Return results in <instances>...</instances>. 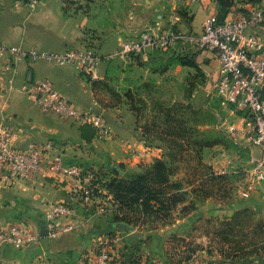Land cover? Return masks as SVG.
<instances>
[{"label": "crops", "instance_id": "obj_1", "mask_svg": "<svg viewBox=\"0 0 264 264\" xmlns=\"http://www.w3.org/2000/svg\"><path fill=\"white\" fill-rule=\"evenodd\" d=\"M248 3L236 2L228 9L225 18L234 9L240 10ZM256 4H264V0ZM214 14L222 15L215 0H199L191 5H183L179 0H40L35 7L26 0H0V43L47 52H63L94 43L101 48L103 54H108L120 47L126 39L147 29L157 32L172 26L181 31L199 33L206 18ZM175 15L179 16L178 20ZM257 31L264 37V28ZM192 51V54H177L167 49L156 50L133 57L135 59L130 58L125 63L130 72L121 76L120 83L115 85L116 90L125 86L126 97L128 96L131 105L134 102L130 96L135 97V90L141 91L139 98L144 104L147 98L143 93H147L146 89L150 87V78L156 79L154 75H160L163 76L160 81L165 88H170L172 82H178L183 90L180 97L185 95L193 99L199 92V86L205 84L208 78L216 83L220 75V63L213 51ZM185 55L192 56L198 62L200 74L194 68L176 62L175 57ZM161 63V71L150 69L152 65L160 66ZM0 65L3 71L0 85V120L8 119L14 125L16 146L27 148L51 140L66 164L97 169L102 173L112 170V158H118L120 154L125 153L127 158L117 159V163H135L140 160L149 165L155 158L162 157L164 150L161 146H146L142 140L150 136L147 133V124H135V119L133 125H123L125 119L119 114L116 103L111 112H106L112 107H106V99L109 98L103 96L102 88L114 85L109 67L100 65L91 77L72 66H63L48 59L17 58L10 54L0 58ZM123 68L126 72L125 66ZM191 69L194 70L193 75L187 80V73ZM40 79L50 80L79 110H92L101 115L104 121L105 114L109 124L107 129L100 132L96 130L93 135L94 128L91 126L84 127L55 113L44 111L22 90L26 83ZM236 114L240 122L237 127L243 134L242 115ZM212 149H217V146ZM212 149L208 148L207 152ZM135 150L142 153L141 159L135 154L131 157L128 155ZM209 163L214 165L210 158ZM100 175L101 172L97 175L101 184L105 180ZM54 202H66L71 206V216L60 218L58 223L59 226L72 223L74 228L57 237H40L37 243L24 249L4 246L0 248V264H94L88 258L92 255V246L114 232L112 221L116 211L100 210V205L106 203L109 206L112 200L109 199V194L103 193L95 200L88 201L83 192L73 188L61 174L42 172L11 183L0 182V225L27 222L32 232L40 233V224L45 222L48 205ZM246 203L252 204L251 201ZM253 203L254 209H260V206L255 205H259V202ZM182 209L179 204L174 211L175 215H179L175 218V223H166L165 227L157 231L151 230L154 231L152 238L139 241L140 245L136 250L139 256L136 259L137 264H235L231 259L221 256L215 242L206 250H198L188 260L175 261L164 255L168 231H186L188 227L193 230L197 226L200 217L198 209L186 216L181 214ZM225 212L228 213L229 210H215L208 206L207 219L214 225L216 216H223ZM181 234L183 242L189 239ZM259 244L261 243L253 246L258 247ZM187 246L190 247V242L186 243ZM246 258L255 264L264 263V258L256 255ZM244 261L246 259L239 260L238 264Z\"/></svg>", "mask_w": 264, "mask_h": 264}, {"label": "rangeland", "instance_id": "obj_2", "mask_svg": "<svg viewBox=\"0 0 264 264\" xmlns=\"http://www.w3.org/2000/svg\"><path fill=\"white\" fill-rule=\"evenodd\" d=\"M261 5L264 6V4ZM96 49L100 54H103L100 47H96ZM167 50L177 54H192V50L195 48L184 47L179 44L175 47H169ZM133 57L136 58V56H132V59H135ZM129 60L116 58L102 60L99 64V66L109 67L114 78L112 87L108 85L102 88L103 96L109 98L106 99V107H112L111 109L108 108L106 112H111L116 103L119 114L125 119L123 125L125 123L133 125L132 122L136 119L135 124L142 125L143 123V125L149 126L146 129L150 131V136H146L142 140L145 141L146 146H161L163 148L164 151L161 156L170 162L174 168L172 180L182 182L183 189L181 192H187L186 199L179 203L181 208L183 207L181 214L186 216L191 211L198 209L200 215L197 226L193 227V230L188 227L186 231L180 229L179 231L176 229L168 231L164 255L175 261L184 260V257H193L198 250H206L212 245V242H215L216 248L222 254L221 256L225 257V252H229L230 248L225 236L233 237L234 240L238 239L248 248L261 243L262 235L257 225L264 222V183H253L250 174L260 155V150L255 144L249 142L238 129L237 126L240 123L238 115L223 107L221 108L220 101L215 94V81L208 78L205 84L199 86L198 94L191 99L190 96L185 95L180 97L183 92L180 83L172 82L170 88H165L164 83L160 81L163 76L154 75L159 80L150 78V87L146 89L148 95L146 92L143 93L147 102L143 104L139 98L142 92L135 90V97L134 95L130 96L134 102L131 105L127 99L128 96L126 97L127 88L122 86L116 90L115 86L120 83L123 74H129L130 68H127V64L125 65ZM124 66L127 69L126 72L123 70ZM162 67L161 63L160 66L152 65L150 69L158 72L161 71L160 68ZM193 72L194 70L191 69L187 73V80L191 79L190 76L193 75ZM105 98L103 99L105 100ZM103 116L105 119L103 131H105L109 124L105 114ZM181 120L184 125L182 129L178 124ZM216 146L217 149H212ZM208 148L212 150L207 152ZM133 154V151L128 153L130 157ZM123 158H127L125 153L118 155V158H112L113 166L122 164L126 175L134 174L136 171L140 172L148 165V163L145 164L140 160L135 163H124L123 161L117 163V159L125 160ZM209 158L214 161V165L209 163ZM92 171L97 175L101 172L103 180H110L119 176L117 171L113 170H108L105 173L97 169ZM212 174L222 176V178H214L211 176ZM97 182H100L99 179ZM104 182L101 183L102 188H106ZM247 201H251L252 204L254 201L259 202V205L258 203L255 205L260 206L261 210L254 209L252 204L246 203ZM107 202L109 203V200ZM245 203L247 205L244 206ZM179 204L172 209L170 216L164 220L139 215L136 210L123 212L124 216L129 218L131 224L129 225L133 229L123 231L117 227L114 232L106 236L108 239L112 238L113 235L120 236V240L114 245V264L137 262L136 259L139 256L136 250L140 243L134 238V235L142 233V241H148L153 237L154 231L165 227L166 223H175V218L179 215H175L174 211ZM208 206L215 210L226 208L229 212H225L223 216H216V222L213 225L207 219ZM113 210L116 211L117 207ZM181 233L189 239L183 242L180 237ZM100 242L98 241L96 245L92 246V255L88 257L92 262H94L96 252L103 245ZM188 242H190V247H186ZM262 246L257 247L254 252L264 258V245ZM249 250L252 251V248ZM235 261L238 263V260Z\"/></svg>", "mask_w": 264, "mask_h": 264}, {"label": "built area", "instance_id": "obj_3", "mask_svg": "<svg viewBox=\"0 0 264 264\" xmlns=\"http://www.w3.org/2000/svg\"><path fill=\"white\" fill-rule=\"evenodd\" d=\"M32 7L40 0H26ZM183 5H191L199 0H179ZM176 20L179 16L175 15ZM264 28V7L248 3L242 9H234L229 17L220 20L218 15H210L202 24L201 32L181 31L172 26L158 32L151 29L142 31L133 38L126 39L112 53L100 54L94 43L81 48H71L63 52H47L40 49H22L0 43V58L6 54L17 58L48 59L63 66H72L80 73L94 76L102 60L121 58L128 60L132 56L145 55L150 51L166 50L179 44L198 50L213 51L220 63L219 79L215 83V94L222 107L230 112L242 115L243 134L255 144L260 155L251 171V181H264V37L257 31ZM2 66L0 65V85L2 84ZM23 92L46 112H52L64 119L80 125H90L98 132L105 128L103 117L92 110L81 111L63 96L48 79L26 83ZM15 127L8 119L0 120V182L11 183L17 179H27L42 172L61 174L76 190L82 191L88 201L95 200L101 194H109L111 205H100L103 212L117 207L113 195L98 183V176L91 169L79 165H68L55 144L49 140L27 148L14 144ZM140 159L138 150L134 152ZM106 190V191H105ZM72 214L71 206L66 202H54L48 205L45 224L50 237H57L71 231L74 226L67 223L59 226L60 218ZM40 239L39 232H32L27 222L0 225V248L13 246L24 249ZM119 235L101 239V249L95 254L94 264H114V245ZM100 242V243H101ZM40 264V263H39Z\"/></svg>", "mask_w": 264, "mask_h": 264}, {"label": "trees", "instance_id": "obj_4", "mask_svg": "<svg viewBox=\"0 0 264 264\" xmlns=\"http://www.w3.org/2000/svg\"><path fill=\"white\" fill-rule=\"evenodd\" d=\"M222 11V15H218L222 21L225 19L228 9L232 7L236 2H249L256 4L259 0H215ZM176 62L183 65L194 68L197 73L200 74L201 69L198 62L190 55L177 56ZM179 121V120H178ZM180 129L184 127L182 120L178 122ZM177 125V124H176ZM90 126V125H84ZM93 128V127H92ZM150 131H147V133ZM94 133L96 129L94 128ZM177 147V146H176ZM113 171H117L118 177L105 180L104 186L113 195L116 203L117 210L114 214L112 221V228L116 229L118 223L124 222L130 224L129 218L124 216L123 212H129L136 210L139 215L146 217H155L158 219H166L170 216L172 209L180 202L186 199L187 192H181L183 189L182 182L173 181L172 175L174 168L170 162L164 159V157L155 158L154 161L145 166L140 172H136L131 175L124 173L125 168L122 164L111 167ZM214 178L221 179L222 176L211 175ZM241 213V212H240ZM244 213V212H243ZM123 214V215H122ZM131 225V224H130ZM260 234L262 235L261 244L258 247L264 245V222H260L257 225ZM108 234V233H107ZM229 235V234H228ZM176 237V236H174ZM134 238L142 241V233L134 235ZM229 242V252L226 251V258L231 259L232 262L238 264L235 260L246 259L241 264H255L253 261H248L246 257L256 255L261 257L257 252H254L257 248L252 246V251L241 243L238 239L234 240L233 237L225 236ZM263 247V246H262ZM250 248V249H251ZM193 252V250H191ZM192 254V253H191ZM191 256H186L184 259L188 260ZM137 264V262H132Z\"/></svg>", "mask_w": 264, "mask_h": 264}, {"label": "water", "instance_id": "obj_5", "mask_svg": "<svg viewBox=\"0 0 264 264\" xmlns=\"http://www.w3.org/2000/svg\"><path fill=\"white\" fill-rule=\"evenodd\" d=\"M119 228H121L123 231L132 230L133 227H131L129 224L120 222L117 225ZM49 236V230L46 227L45 222L40 224V237H47Z\"/></svg>", "mask_w": 264, "mask_h": 264}]
</instances>
